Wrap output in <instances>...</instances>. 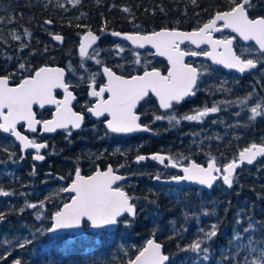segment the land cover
I'll use <instances>...</instances> for the list:
<instances>
[{
  "label": "trees",
  "instance_id": "16d2710c",
  "mask_svg": "<svg viewBox=\"0 0 264 264\" xmlns=\"http://www.w3.org/2000/svg\"><path fill=\"white\" fill-rule=\"evenodd\" d=\"M47 2L50 1L0 0V77L9 76L19 83L22 77L40 67L58 65L69 69L71 64L70 78L82 85L89 81L91 73L96 70L98 73V66L82 68L78 56L80 37L87 31L151 33L164 28L192 31L217 11L230 6L229 0H196L195 3L192 0H80L66 8H56ZM254 2L260 4L262 0ZM124 8L129 11H123ZM250 15H264V7H257ZM10 29L24 35L22 44L8 38L6 32ZM55 34L65 36L63 46H57ZM100 50L106 57L101 60L102 65L126 76L141 74L145 67L167 71L160 61L137 65L132 49L118 59L116 45L101 42ZM20 64L25 68L20 69ZM192 64L204 73L199 82L201 94L175 108L177 116L193 114L195 109L211 107L216 102L233 101L237 103L230 104L235 105L249 93L253 94L254 100L249 101L252 106L264 101V76L239 78L205 62ZM221 86L229 91L218 90ZM149 104L151 118L161 114L156 106ZM80 107L81 103L77 109ZM230 111L225 112L235 114L232 107ZM149 127L152 134L132 138L112 136L99 124H87L79 133L71 132V136L62 132L50 144L51 165L47 161L35 174L28 166L29 160L20 158L17 143L0 132V189L14 193L0 196V212L7 220L0 227V257H4L0 264H13L17 259L21 264H127L152 237L163 245L164 253L169 256L168 264H251L259 257L264 250V158L254 167L241 169L232 188L220 181L212 191L157 184L154 176L167 178L171 172L159 169L153 162L138 166L133 162L137 155L153 153L169 154L179 163L195 160L207 164L210 157L233 160L252 143H264V117L223 120L210 114L202 123L181 122L172 126L152 120ZM10 153H15L12 159ZM108 165L131 177L123 187L136 198L138 214L132 226L125 228L121 224L112 233L49 235L46 230L51 226V216L69 200L61 189L74 178L75 169L79 167L82 174L91 175L97 166L106 169ZM42 201L47 208L45 228L34 219ZM27 204L37 207L31 209ZM213 209L214 216L201 214L202 210ZM193 214L199 216V221ZM249 219L254 227L245 233L243 229L248 227ZM212 224L218 225V235L210 242L209 260H198L197 254L182 250L197 239L199 228L207 231ZM237 233L243 237L241 241L234 239ZM25 239L32 243L21 248L19 245Z\"/></svg>",
  "mask_w": 264,
  "mask_h": 264
},
{
  "label": "snow or ice",
  "instance_id": "6c2138e0",
  "mask_svg": "<svg viewBox=\"0 0 264 264\" xmlns=\"http://www.w3.org/2000/svg\"><path fill=\"white\" fill-rule=\"evenodd\" d=\"M192 2L195 3L196 0H192ZM73 3L78 4L80 0H73ZM229 5L227 10L217 11L202 26L188 32L175 28H164L143 34L113 31L112 36L122 37L123 40L129 41L137 48L142 49L146 45H150L152 49H155L153 55L167 59L168 68L164 73L157 68L148 70L145 67L142 74L126 77L118 75L110 67L102 66L101 73L89 75L88 95L95 98V103L88 106L87 111L97 118L104 117V124L109 133L130 134L152 131L148 125L140 122V115L136 111L138 105L142 101L150 99L151 96L156 97L159 108L164 110V114H154V121L167 120L172 126L179 125L181 120L202 122L209 114L221 111L220 103L226 105L237 103L233 101L216 102L211 107L204 106L195 109L193 114L183 116H177L174 111L176 105L196 95L198 80L204 74L198 68L185 62L187 56L202 55L209 58L213 64L234 69L241 74L257 69L258 66L261 71H264V15H250V12L257 7H264V0L260 4L254 0H229ZM123 11L128 12L129 9L124 8ZM224 29H229L236 35L220 39L213 37V33L222 32ZM25 34L30 35L27 30H25ZM237 37L245 42H253L256 49H245V52L250 53L249 56L238 55L233 50V41ZM13 39L19 40L20 36L13 35ZM54 39L62 42L63 37L57 34ZM98 39L99 37L90 30L82 36L79 44L82 68L85 60H94L97 65H102L103 62L97 58L99 50H93L91 54L89 52ZM186 42L197 48L207 45L209 50L197 52L182 49L181 45ZM117 48L121 52L124 51L119 45ZM135 63L137 65L141 63L138 53ZM19 67L24 69L25 65L20 64ZM68 70L73 71L71 64H69ZM100 74L106 78V82L97 86L96 77ZM65 77L64 68L48 66L40 67L31 75L22 77L20 82L14 86H10L9 76L0 77V132L14 137L19 142L22 152L33 149L35 151L33 160L43 161L45 159L41 150L47 148L48 144L39 143L18 131L17 126L21 122L26 124L27 129L33 133L38 131L37 125H41L44 132L51 133L63 129L68 136H71L70 129H80L83 124L84 115L72 108V102L76 96L69 90L70 84ZM57 89L63 91V99H57L55 95ZM218 90L229 91L223 86ZM252 99L253 94L249 93L239 100L238 104L247 107ZM34 105H38L40 108H44L45 105H54L55 112L52 118L38 120L33 110ZM249 111L251 113L249 120L264 117V101L256 102L249 108ZM236 115L239 116L240 112H237ZM14 155L15 153H10L9 159H12ZM258 157H264V143H252L241 150L237 158L224 165H218L215 157H210L206 166L197 164L195 161L181 165L173 157L162 154H152L150 157L137 155L136 162L151 159L164 164L167 160L172 168L180 167L183 172V175L170 177L171 182L190 181L211 189L218 179H221L228 188H232L237 168L244 163L253 164ZM20 158L23 159V155ZM120 167L122 168L124 165H120ZM117 173L118 169H114L111 165H108L104 170L97 166L93 174L85 176L77 167L71 183L61 189L63 192L72 194L70 202L64 203L52 215V225L46 231L57 233L61 230L80 229L85 223L92 229L117 227L121 224L125 228L131 227L137 216V206L133 202L136 198L129 195L119 183L126 180L127 177ZM32 174H35V168H33ZM60 179H64V177H60ZM153 179L159 182L161 176L157 174ZM13 194L0 189V196L8 197ZM26 207L36 208L37 205L27 204ZM41 207H43V201ZM22 211L23 209H21ZM201 214L204 216L216 215L214 209L211 212L202 210ZM36 218L41 219V216L38 215ZM185 218H189L187 214H185ZM193 218L199 221V216L193 214ZM4 219L5 214L0 212V222ZM253 227V222L249 219L248 227L243 231L247 233ZM217 235V224H212L207 231L204 228H199L197 239L182 250L197 254L198 260L207 261L210 259V242ZM234 239L241 241L243 237L237 233ZM31 243L32 240L25 239L19 246L23 248ZM251 243L249 238V244ZM237 246L243 247L244 245L238 244ZM3 258L0 257V259ZM168 260L169 257L162 252V245L154 239H149L135 258L129 259L127 264H165ZM13 264H21V262L17 259ZM251 264H264V250L260 252L259 257L251 261Z\"/></svg>",
  "mask_w": 264,
  "mask_h": 264
},
{
  "label": "flooded vegetation",
  "instance_id": "af4514ba",
  "mask_svg": "<svg viewBox=\"0 0 264 264\" xmlns=\"http://www.w3.org/2000/svg\"><path fill=\"white\" fill-rule=\"evenodd\" d=\"M123 32V31H121ZM96 33L98 36H100V42L99 44L97 45V47L94 49V50H100V46H101V42L109 45V44H114V45H119V46H125V44L121 41H116V40H113L110 36H107L106 33L108 32H104V33H98V32H94ZM124 33H128V32H124ZM85 34V33H84ZM83 34V35H84ZM64 36V35H63ZM231 33L229 30L225 29L223 30L222 32H220L219 34L216 35V38L217 39H220V38H224V37H231ZM65 37V36H64ZM250 46H253L255 47L254 45H250ZM182 49H185V50H191V51H197V52H200V51H207L208 48L207 47H204L200 50H196L193 46H191L190 44H185V45H182L181 46ZM256 48V47H255ZM119 50V49H117ZM93 53V50L92 52ZM90 53V54H91ZM117 54H115L116 56ZM78 56H79V52H78ZM152 56V55H151ZM80 58V56H79ZM117 59L119 57H116ZM153 58V56H152ZM154 59V58H153ZM154 61H160L162 62L163 64H165L166 66V69L168 68V63L162 59H158V58H155ZM196 61H199V62H205V63H208L202 59H193V58H190L186 61V63H190L191 65L192 62H196ZM210 64V63H208ZM102 66H106V65H99L98 66V71L99 73H101V67ZM92 67H96L95 66H92ZM260 70V68H259ZM163 72V71H162ZM166 73V72H164ZM98 77L96 78V83H97V86L99 85H102L103 83L106 82L105 78L103 77L102 74L100 75H97ZM249 77L246 76L244 78H247ZM201 77L199 78V81H200ZM67 82L70 84V86L72 87V91L74 92L75 96L78 98V101L73 105V108L76 112H79L81 114L84 115V121H85V125L84 127L81 128V130L85 129L87 127V124L90 125V124H99L100 126H103L105 129V124H104V119L102 120H96L94 118V116L90 115L87 111V107L88 106H91L92 104L95 103V99H92L89 95H88V83L89 82H86L82 85L79 84V82L74 79V78H70V74L68 75V78H67ZM199 83V82H198ZM17 83L14 82L13 85H16ZM201 92H200V89H199V84H198V90H197V93H196V98L198 97V95H200ZM55 95L57 97V99H63V95L60 93V92H55ZM202 95H207L206 93H203ZM203 99L205 98L204 96H202ZM209 98V97H208ZM201 99V100H203ZM205 100V99H204ZM81 103V107H80V110L77 109V106ZM153 104L154 106H156V109L157 111H159L161 114H163L164 112H162L159 108V105H158V102L154 99L153 96L150 97V99H147L146 101H144L143 103L140 104L139 108H138V111L137 113L139 115H141V120L140 122L142 124H145V125H150L151 121L154 120V116L151 118V115H150V104ZM181 105H176L175 108H178L180 107ZM175 110V109H174ZM35 113H36V117L38 120H48V119H51L52 118V115L53 113L55 112V109H40V108H35L34 109ZM210 115V114H209ZM211 115H215L214 113L211 114ZM20 132H25V127L24 126H21V127H18L17 128ZM71 132L73 133H79L80 131L78 132H75L73 129H70ZM107 130V129H106ZM62 132H66L65 130H61V131H58L56 132L54 135H46V134H42V127L40 125V128L38 129L37 133H34V134H31L29 135V138L30 139H35L37 142L39 143H47L48 144V147L44 149V151L42 152V155L45 156V159L43 162L39 163V162H36V160H33V156L35 155V152H31L29 154L26 155V157H24L22 160L23 161H27L29 160L28 162L30 164H28V166H30V168L33 170V168H35V172H37V168H41L47 161H49V164L51 165V159H52V156L51 154L49 153V147H50V144L51 142H53V140H55L58 135ZM109 133V132H108ZM142 134V133H141ZM149 134V133H147ZM110 135L112 136H116V137H123V136H119V135H116V134H113V133H110ZM140 135V134H139ZM136 137V136H135ZM10 138V137H9ZM124 138H132V137H124ZM13 139V138H12ZM14 140V139H13ZM15 141V140H14ZM21 151V150H20ZM22 155V153H21ZM140 165V164H139ZM112 166V165H111ZM165 170L166 172H171V174L169 175L170 177L174 176V175H181V173H178L176 171H172V170H166V169H163ZM46 174H50V173H46ZM87 176V175H86ZM61 182L63 180H60ZM71 183V182H70ZM68 183V184H70ZM68 186V185H67ZM66 186V187H67ZM64 193V192H63ZM69 200L67 202L70 201V198H71V195H67ZM66 202V203H67Z\"/></svg>",
  "mask_w": 264,
  "mask_h": 264
},
{
  "label": "water",
  "instance_id": "95a60500",
  "mask_svg": "<svg viewBox=\"0 0 264 264\" xmlns=\"http://www.w3.org/2000/svg\"><path fill=\"white\" fill-rule=\"evenodd\" d=\"M48 26L49 27H52V24L51 23H49L48 24ZM225 30V29H224ZM229 30V29H228ZM179 31H184V30H179ZM230 32H231V30H229ZM116 32H121V31H116ZM185 32H188V31H185ZM94 35H96L97 37H99V39L96 41V43L93 45V47H92V49H89V52H91L94 48H96L97 47V45L99 44V42H100V36H98L96 33H94V32H92ZM111 33L112 32H108V33H106V35L107 36H110L113 40H116V41H121V42H125V43H127V44H129L133 49H135V50H138V51H140V52H144V51H147V50H150V51H153V53L155 52V49H152L151 48V46L150 45H146L144 48H137L136 46H134V45H132L129 41H126V40H123L122 39V37H115V36H112L111 35ZM121 33H124V32H121ZM220 32H215V33H213V37L214 38H216V35L217 34H219ZM231 34L233 35V36H235L236 34L235 33H232L231 32ZM58 35H60V36H62L63 37V40H62V42L61 41H57V40H55L56 41V43L59 45V46H62L63 45V43H64V41H65V37L63 36V35H61V34H58ZM237 39H239L241 42H243L244 44H246V45H249V44H251V43H253V42H245V41H243V40H241L239 37H237L234 41H233V50L236 52V50H235V47H234V45H235V43H236V41H237ZM80 42H81V40H80ZM80 44V43H79ZM185 44H190V43H185ZM185 44H182V45H185ZM254 44V43H253ZM181 45V46H182ZM191 46H193L196 50H200V49H202V48H204V47H207L208 49H209V47L207 46V45H201L199 48H197L195 45H192V44H190ZM78 52H79V48H78ZM154 56V58H158V59H162V60H164V61H166L167 62V59L165 58V57H160V56H156V55H153ZM190 58H193V59H202V60H205V61H207V62H210L211 64H213V62L209 59V58H207V57H205V56H202V55H200V56H195V57H193V56H187V57H185V62L188 60V59H190ZM168 63V62H167ZM215 67H217V68H220V69H222L225 73H233V74H235V75H237V76H239V77H241V78H244V77H246L247 75H249L250 73H252V72H254V71H256L257 69H254V70H251L250 72H246V73H243V74H241V73H239V72H237L236 70H234V69H227V68H225V67H223L222 65H217V64H213ZM48 67H60V68H64V67H62V66H48ZM194 67V66H193ZM65 69V68H64ZM65 71H66V77H65V79L67 80V78H68V73H67V70L65 69ZM105 78V77H104ZM105 80H106V78H105ZM199 81V80H198ZM10 86H14L13 85V81L10 79ZM88 89H89V84H88ZM70 91H72V87L70 86V89H69ZM57 92H60L62 95H64V93H63V91L62 90H60V89H57L56 90ZM55 91V92H56ZM72 93H73V95L75 96V94H74V92L72 91ZM154 97V96H153ZM196 97V95L194 96V97H189V98H187L186 99V101H184V102H182L181 104H179V105H182V104H184L185 102H187V101H190V100H192V99H194ZM92 98V97H91ZM92 99H95V98H92ZM154 99L157 101V99H156V97H154ZM78 101V98L76 97V99L72 102V108H73V105L76 103ZM144 101H142L141 103H143ZM158 102V101H157ZM140 103V104H141ZM140 104L138 105V107H137V110L136 111H138V108H139V106H140ZM35 108H40L38 105H34L33 106V110L35 109ZM40 109H55V106L54 105H45V107L44 108H40ZM73 110H74V108H73ZM162 112H164V110L163 109H160ZM75 111V110H74ZM35 112V111H34ZM89 113V112H88ZM90 115H92L91 113H89ZM93 116V115H92ZM37 118V117H36ZM94 118L96 119V120H102V119H104V117H100V118H97V117H95L94 116ZM140 120H141V115H140ZM84 125H85V121H83V124H82V126H81V128L82 127H84ZM21 126H24L25 127V132H21L23 135H26V136H28L29 137V135H31V134H34L33 132H30L28 129H27V125L26 124H24L23 122H21V124H19L18 126H17V128L18 127H21ZM42 127V126H41ZM40 128V125H37V129H39ZM80 128V129H81ZM80 129H73L75 132H78ZM18 130V129H17ZM61 130H63V129H58L57 131H55V132H51V133H48V132H44L43 131V129H42V134H46V135H54L56 132H58V131H61ZM19 131V130H18ZM35 133H37V132H35ZM141 133H149V134H151L152 133V131L151 132H135V133H130V134H117V133H114V134H116V135H119V136H124V137H132V136H137V135H139V134H141ZM2 134H4L5 136H7V137H11V138H13L14 140H15V138L14 137H12L10 134H5V133H2ZM16 141V140H15ZM17 142V144L19 145V142L18 141H16ZM20 146V145H19ZM21 147V146H20ZM44 151V149H42L41 150V154H42V152ZM31 152H35L33 149H28V150H26V151H24V152H22V154H23V157H26V155L27 154H29V153H31ZM154 154H162V155H166V156H169L168 154H165V153H154ZM152 154H150V155H145L146 157H150ZM262 158H264V157H258L257 158V160L256 161H254V163L253 164H251V165H249V164H247V163H244L241 167H239V168H237V170H236V175L238 174V172L242 169V168H250V167H253V166H255ZM44 161V160H43ZM43 161H36V162H39V163H41V162H43ZM145 161H151V162H156V164H157V166L159 167V168H162V169H168V170H173V171H176V172H178V173H181V175H183V172L181 171V168L180 167H176V168H172L171 166H170V164H168V162L169 161H165L164 162V164H161V163H159L158 161H153V160H151V159H146ZM197 163V162H196ZM134 164H136V165H138V164H140V162L139 163H137L136 162V160L134 161ZM197 164H199V163H197ZM202 165V164H201ZM205 166V165H204ZM117 174H119V173H117ZM121 175V174H120ZM235 175V176H236ZM127 177V179L126 180H124V181H121V182H119L120 184H122V183H124V182H126L127 180H129L130 179V177L129 176H126ZM221 179H218L216 182H214V184H213V187L211 188V189H209V188H207L206 186H202V185H199V184H197V183H194V182H190V181H184V182H180V183H175V182H171L170 181V179H161V181H156L157 183H159V184H164V185H168V186H172V187H174V188H182V187H185V186H189V185H191V186H194V187H196V188H198V189H202V190H206V191H212L215 187H216V185H217V183L220 181ZM65 194H67V195H72L71 193H66V192H64ZM70 202V201H69ZM33 209V208H32ZM138 211V210H137ZM5 221H6V219H4V221H2V222H0V226L1 225H3L4 223H5ZM52 222V221H51ZM118 227V226H117ZM117 227H111V228H104V229H92V228H90L89 227V230L91 231V232H99V231H108V232H114L116 229H117ZM85 232H86V230H85V227H84V225H82V227L80 228V229H72V230H61V231H59V232H57V233H49L50 235H52V236H62V235H78V236H82V235H84L85 234ZM151 239H154L155 241H156V239L155 238H151ZM157 242V241H156ZM157 243H159V242H157ZM162 245V244H161ZM162 252H163V254H165L164 253V247H163V245H162ZM166 255V254H165ZM168 256V255H167ZM169 257V256H168ZM168 262H169V260L168 261H166L165 262V264H168Z\"/></svg>",
  "mask_w": 264,
  "mask_h": 264
},
{
  "label": "rangeland",
  "instance_id": "374dc122",
  "mask_svg": "<svg viewBox=\"0 0 264 264\" xmlns=\"http://www.w3.org/2000/svg\"><path fill=\"white\" fill-rule=\"evenodd\" d=\"M49 1L50 2H47V3L49 5L52 3L53 4V7H56V8H59V7L66 8V7H71V6L77 5L76 3H73V0H49ZM6 33L8 35V38L12 39L13 41H19V43L22 44V40H23L24 35L21 32L13 31V30L10 29ZM13 35L20 36V39L19 40L13 39ZM3 39H4V37H3ZM57 46H58V44H57ZM127 46H126V44H125V46H120V47H122L124 49V51H122V52L119 51V53H117V55L119 56V58H121V56L127 55V52L130 50L129 49V46L128 47ZM236 47H237V51H238L239 55L243 54L245 56H249L250 55V53L245 52V49H253V50L256 49L253 46H250V45L249 46H246V45H243V44H238ZM136 54H137V52L134 53V56L135 57H136ZM138 54H139L141 63L144 62V64H146V63H150L151 60H154L152 58V56H151L152 55L151 52H144V53H138ZM97 58L100 59V60H103L104 58H106V57L103 56V51L102 50H99V56ZM87 65H89L90 67L95 66V65L96 66H99V65H97L95 63L94 60H85L84 67H88ZM96 73H97V70H96ZM252 76H254L256 79H259V78H261V77L264 76V71L258 70V72L252 74ZM88 82H90V80ZM200 92H201V90H200ZM219 106L221 108V111L218 112V113H214L219 119L222 118L223 120H225V119L233 120L235 118V120H237V118H239V117H244V116L249 117L251 115V113L249 111V108L252 106V103H250V102L248 103V106L247 107H243V106H241L239 104H235V105H233V104H227V106H226V104H223V106L222 105H219ZM231 107H232L233 113H235V114H229V113H226L225 112V111L231 112L230 111V108ZM242 108H243V110H242ZM237 112H240V115L239 116L236 115ZM156 115H160V114H156ZM205 119H206V117L203 119L202 122H204ZM153 122H158V121H154L153 120ZM159 122H162L163 123V122H168V121L167 120H162V121H159ZM181 122H187V123L188 122H190V123H202V122H197V121H185V120H181ZM190 161H192V160L184 161V162H182L180 164L181 165H187ZM230 161L231 160L224 161L222 159H218L217 160V163H218V165H224V164H227ZM46 209H47L46 206L43 205V207H41L40 212H37V213L34 214L35 222L41 228H45V226H46L45 221L48 219V217L45 215V210ZM38 215L41 216V219H37L36 218Z\"/></svg>",
  "mask_w": 264,
  "mask_h": 264
},
{
  "label": "bare ground",
  "instance_id": "6f19581e",
  "mask_svg": "<svg viewBox=\"0 0 264 264\" xmlns=\"http://www.w3.org/2000/svg\"><path fill=\"white\" fill-rule=\"evenodd\" d=\"M91 32H94V31H91ZM65 171H66V170H65ZM64 195H65V194H64ZM6 221H7V220H6ZM6 221H5V223H6ZM5 223H4V224H5ZM152 238H154V237H152ZM150 239H151V238H150Z\"/></svg>",
  "mask_w": 264,
  "mask_h": 264
}]
</instances>
